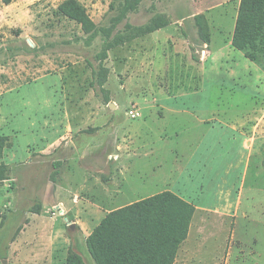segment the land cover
<instances>
[{
	"label": "rangeland",
	"instance_id": "1",
	"mask_svg": "<svg viewBox=\"0 0 264 264\" xmlns=\"http://www.w3.org/2000/svg\"><path fill=\"white\" fill-rule=\"evenodd\" d=\"M63 1L0 0V134L12 143L0 159L9 170L0 182V264H50L51 249H62L68 237L70 249L95 264L86 231L120 204L170 185L212 210L197 211L175 264H264V166L253 157L245 169L249 151L235 129L244 114L264 107V69L232 46L240 0H142L113 29L111 39L136 37L109 51L103 87L96 55L104 37L86 35L60 14ZM79 1L100 27L112 26L125 3ZM199 14L207 18L209 42ZM157 17L168 24L139 32ZM244 129L250 134L249 124ZM117 132L127 146L114 149ZM59 139L106 142L110 158L94 155L82 166L89 183L112 188L127 176L131 190L121 197L99 189L95 197L105 208L95 213L75 208L74 195L60 198L48 185L83 181L73 176L78 165L60 160ZM90 196L85 190L79 199Z\"/></svg>",
	"mask_w": 264,
	"mask_h": 264
},
{
	"label": "trees",
	"instance_id": "2",
	"mask_svg": "<svg viewBox=\"0 0 264 264\" xmlns=\"http://www.w3.org/2000/svg\"><path fill=\"white\" fill-rule=\"evenodd\" d=\"M11 1L3 0L5 4H10ZM141 1L125 0L110 27L98 26L79 0H64L58 6V12L77 22L86 35H103L102 49L96 55L100 62L96 79L101 87L108 80L109 69L103 62L108 58L109 51L136 37L135 33L111 39L113 29ZM196 21L204 41L209 42L207 18L204 14H199ZM167 24V19L157 17L145 28H140L139 32L151 33ZM231 43L236 50L242 51L248 59L259 63L264 69V0L239 1ZM11 144L7 135L0 134V159ZM8 178V168L0 164V182ZM40 208L37 207L35 212L40 213ZM196 210L194 203L171 190L142 198L108 212L86 238L88 250L95 264H175L178 253L189 236ZM66 262L85 264L82 255L71 249Z\"/></svg>",
	"mask_w": 264,
	"mask_h": 264
},
{
	"label": "crops",
	"instance_id": "3",
	"mask_svg": "<svg viewBox=\"0 0 264 264\" xmlns=\"http://www.w3.org/2000/svg\"><path fill=\"white\" fill-rule=\"evenodd\" d=\"M248 116L250 117V119L247 118ZM227 124H229V122L222 123V125H227ZM243 124H244V126H243ZM246 124L250 125V134L247 133V131L249 129L247 131L244 129ZM235 129L240 134V136L242 137L244 147L249 151V154L245 159V163H246L245 169L248 171L253 157H256L258 159V161L261 162V165L264 166V107L261 109L255 108L251 112L244 114L243 119L240 121V125L236 126ZM72 130H73V128L69 126V128L67 129V132H71ZM118 133L119 132L116 133L117 139L113 143L114 149H116L118 147L127 146L126 141L119 143ZM60 137L62 139V138H65L66 135H63ZM108 138L113 139L114 134H112L111 136L109 135ZM61 139H59V144H62L61 145L62 151L58 152L60 154V160L64 161L65 164H67L69 162L70 163L73 162L74 164L78 165L79 171L76 170L75 174H73V176L76 177V173H80L81 176H79V178L81 177V180L83 181V183L81 185L78 184L76 181H74V183H72L68 177H64V180L62 182L59 183V182L54 181L51 183V185H48V188L52 189L53 193L55 192L56 195H58L60 198H61V196H68V195L73 196L74 195L76 197V198H74V200L76 199V202L78 204L77 206H75V208H77L79 206L80 209H82V210H88L90 213L91 212L95 213V212L103 211L105 208V205L102 202V200L100 201L97 197H95V196H100L99 189L102 188L103 190H108L109 192H111L112 189H114L115 193L117 192L118 196H121V197L125 196L128 193V191L131 190L132 184L130 181V177H127V176L126 177L124 176L123 179H121V181L124 182V184H121V185H119L115 182L116 180H118V178L115 177L113 179V182H115V183H114V186L112 188H111V186H107L104 183H101L100 185H97V186L89 183L90 182V179L88 178L89 174H87L89 172H87L83 168L86 164L85 162L88 159H89V161L93 160L94 155L95 156L96 155H102L101 157H103L102 158L103 161L110 158V156L108 155L109 154L108 150L110 149V147L106 145L107 144L106 142L101 141L99 144H96V143L91 144L90 143L89 145H83L80 143L77 144L76 142L74 143L73 140H65V139L61 140ZM123 139L127 140L125 135L123 136ZM248 142H251V145H248ZM101 146H103V148H102V151L100 152L99 148ZM46 148H51V147H46ZM44 152H47V154H48L49 152H51V150L44 151ZM113 153L114 152H112L110 155H112ZM241 163H243V160L239 161L238 163H230L229 167L235 169ZM116 166H118L123 171L124 170L123 167L126 166V163L120 162V163H117ZM70 172H71V170H70ZM71 174H72V172H71ZM84 175H86L87 178H84ZM172 177L173 176L171 175V177L169 178V181H172V179H173ZM95 182H97L96 179H95ZM85 190H89L91 198L86 199V201H83V200L79 199V197H80V194L82 193V191H85ZM170 190L175 192L179 196L183 197L184 199L191 202V199L184 196L187 194H183V193L175 190L174 187L171 185H170ZM63 200L64 201L61 200L59 203L66 205L65 202L67 203L68 199H63ZM120 201L121 200L118 201V204H120ZM127 203L130 204L133 202L131 201V202H127ZM82 205L86 206V208L84 209L82 207ZM123 206H125V204H120V206L117 208H120ZM195 206L197 208L196 213H197V211H212V210L199 208L197 205H195ZM117 208H113L111 210H114ZM226 211H228V210H226ZM226 211H224V212H226ZM229 211H232V210L230 209ZM194 217H195V215H194ZM191 226H192V224H191ZM190 230H191V228H190ZM91 231H86L85 238L88 237V235L91 233ZM65 244H68L67 249H65V247H64ZM85 244H86V242H85ZM70 245H71V238L68 237L67 239L62 241V249H58L57 247L53 246V248L51 249V256L49 259L50 264H56L57 262L62 263V264H67L66 260H67L68 254H69V250H70L69 246ZM76 252L79 253L80 255H82L80 251L76 250ZM177 258H178V256H177ZM177 258H176V260H177Z\"/></svg>",
	"mask_w": 264,
	"mask_h": 264
},
{
	"label": "built area",
	"instance_id": "4",
	"mask_svg": "<svg viewBox=\"0 0 264 264\" xmlns=\"http://www.w3.org/2000/svg\"><path fill=\"white\" fill-rule=\"evenodd\" d=\"M137 115H138V113H134V112H132V116H133V117H136ZM61 208H62V206H61L60 204L54 206V210H55V211H58V212L61 211Z\"/></svg>",
	"mask_w": 264,
	"mask_h": 264
}]
</instances>
